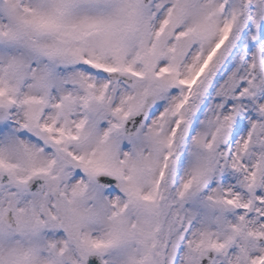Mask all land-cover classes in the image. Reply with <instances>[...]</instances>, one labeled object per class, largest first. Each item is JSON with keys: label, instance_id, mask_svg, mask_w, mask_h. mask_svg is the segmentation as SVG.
Listing matches in <instances>:
<instances>
[{"label": "snow or ice", "instance_id": "6c2138e0", "mask_svg": "<svg viewBox=\"0 0 264 264\" xmlns=\"http://www.w3.org/2000/svg\"><path fill=\"white\" fill-rule=\"evenodd\" d=\"M0 264H264V0H0Z\"/></svg>", "mask_w": 264, "mask_h": 264}]
</instances>
